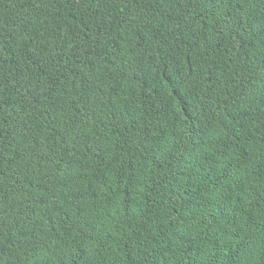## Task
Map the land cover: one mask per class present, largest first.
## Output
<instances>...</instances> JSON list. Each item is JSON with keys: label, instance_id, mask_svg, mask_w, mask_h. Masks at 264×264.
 Instances as JSON below:
<instances>
[{"label": "trees", "instance_id": "trees-1", "mask_svg": "<svg viewBox=\"0 0 264 264\" xmlns=\"http://www.w3.org/2000/svg\"><path fill=\"white\" fill-rule=\"evenodd\" d=\"M0 264H264V0H0Z\"/></svg>", "mask_w": 264, "mask_h": 264}]
</instances>
